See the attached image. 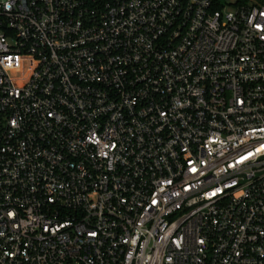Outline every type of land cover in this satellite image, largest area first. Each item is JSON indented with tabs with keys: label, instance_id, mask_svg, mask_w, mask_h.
<instances>
[{
	"label": "built area",
	"instance_id": "obj_1",
	"mask_svg": "<svg viewBox=\"0 0 264 264\" xmlns=\"http://www.w3.org/2000/svg\"><path fill=\"white\" fill-rule=\"evenodd\" d=\"M0 0V264H264V0Z\"/></svg>",
	"mask_w": 264,
	"mask_h": 264
},
{
	"label": "rangeland",
	"instance_id": "obj_2",
	"mask_svg": "<svg viewBox=\"0 0 264 264\" xmlns=\"http://www.w3.org/2000/svg\"><path fill=\"white\" fill-rule=\"evenodd\" d=\"M227 2V4L229 5V7H231L232 5L230 4L231 2L235 1V0H225Z\"/></svg>",
	"mask_w": 264,
	"mask_h": 264
}]
</instances>
